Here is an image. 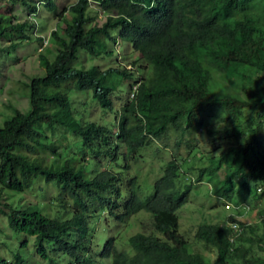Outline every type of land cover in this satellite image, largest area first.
<instances>
[{"label":"trees","instance_id":"obj_1","mask_svg":"<svg viewBox=\"0 0 264 264\" xmlns=\"http://www.w3.org/2000/svg\"><path fill=\"white\" fill-rule=\"evenodd\" d=\"M112 1L120 15L102 27H87L85 0L66 6L64 27L50 32L55 56L39 52L41 72L22 82L29 108H14L0 127V211L8 230L1 231L8 256L0 253V264H27L31 251L46 264H264V221L261 232L256 223L240 222L243 232L234 242L229 228L203 223L189 241L176 215L192 190L191 177L212 181V192L228 200L264 186V0H161L156 10L139 7L141 0ZM54 2L0 0L8 9L0 11V40L15 41L9 46L16 48L32 39L39 25L21 17L37 15L39 8L52 11ZM116 27L140 54L142 74L133 80L131 99L121 95L131 71L69 64L79 48L110 56L108 31ZM74 91L84 92L83 99ZM110 113L118 116L116 131L107 125ZM66 134L78 137V153L68 150ZM201 135L217 144L213 150L225 146L224 151L200 156L195 143ZM153 142L159 147L152 153L169 158L151 183L145 178L141 184L135 174L122 190L107 164L99 162L105 166L99 169L96 159L117 158L122 144L129 168L139 149ZM40 176L61 193L54 216L40 203L7 200L8 193L30 189ZM139 210L153 219V229L125 238ZM199 243L214 259L195 250Z\"/></svg>","mask_w":264,"mask_h":264},{"label":"rangeland","instance_id":"obj_2","mask_svg":"<svg viewBox=\"0 0 264 264\" xmlns=\"http://www.w3.org/2000/svg\"><path fill=\"white\" fill-rule=\"evenodd\" d=\"M14 12H17L18 6H15ZM0 11L7 12L8 9L4 4L0 7ZM23 13V11H21ZM29 17H34L28 14ZM41 17H48L46 19H41L40 22L42 27H44L41 31H35L36 37H43L42 43H38L37 40L32 39L28 42L22 41L21 45L17 48H13L11 53L13 56L6 55V47L10 45V40L7 41L8 38L0 40V127L2 126L3 121L13 114V109L17 108L22 112H25L29 108L28 98L23 95V84L22 82H26L29 80V76H33L39 74L41 72V67L38 61V52L39 51H50L49 47L52 42L48 38V31L54 25V20L59 19L54 15H49L45 10L40 12ZM25 17L24 15L21 17L22 19ZM121 49V50H120ZM116 52V63L115 65H123L126 68L132 67L131 61L134 56L137 54L130 52L127 48H121ZM123 53H122V52ZM53 56V52L50 53L49 57ZM79 65H89L91 62H95L96 64H100L103 67H107L109 65L114 64V58L112 60H102L101 58L94 59L89 61L85 59L83 56H80L78 59ZM122 93H125V87L122 89ZM124 97V95H122ZM84 95L78 94L77 99L82 100ZM93 111H99L98 109H94ZM49 140V139H47ZM217 145V144H214ZM213 143L208 140V137L205 135L200 136L197 146L199 147L200 155L205 158V146H207L208 151H214ZM156 144H152V148L146 151L149 155L153 149H155ZM223 148L225 146H222ZM70 151L73 150V146ZM218 153L217 149L215 150ZM232 157V154L229 153L228 158ZM169 158V155L166 152L160 151L148 162L144 163L145 167L147 165V169L149 166V162L153 167L159 166L160 161H165ZM140 174L145 176L144 172L141 170ZM225 173H221V177H224ZM149 182L152 180V172L148 170ZM212 181L204 178L200 183L196 184L195 187L188 194V201L182 205V208L177 211V215L179 217L180 231L186 233L189 241H193L194 232L196 227L203 222H223V219L227 213L231 214V209L228 211L223 210V208L219 204V200L212 193ZM264 193V192H263ZM59 190L51 183L46 182L42 177L37 178L30 189H26L22 191V193H8L7 200H13L15 202H32V203H40L45 206L46 212L49 215H53L54 211H57L56 202H62V197ZM236 200V196L233 197ZM217 201V202H216ZM245 201L250 205V211L244 212L245 214L240 218L246 223H253V220H259V217L264 211V196L261 198H255L248 196L245 198ZM211 203H216L217 206L215 208H210ZM241 213L243 211H240ZM141 217L142 215L137 216L136 218ZM133 220V218H132ZM6 217L0 213V241L1 237H6L3 235L1 231H8L6 228ZM136 223V219H135ZM259 227H263V225L259 222H256ZM98 229V227H97ZM99 229L102 230V224H99ZM111 227L105 230L106 235L111 233ZM142 230L144 231V226L139 227L137 224H133L129 229L126 230V236L133 234L134 232ZM195 249L202 250L205 254L209 255L213 258V253L208 251L203 247V244L199 243L193 245ZM118 248L126 247L124 244L121 246L118 244ZM0 248L2 246L0 245ZM0 253L7 257L8 253L0 249ZM29 264H37L40 261L35 256L31 260H26V263Z\"/></svg>","mask_w":264,"mask_h":264},{"label":"clouds","instance_id":"obj_3","mask_svg":"<svg viewBox=\"0 0 264 264\" xmlns=\"http://www.w3.org/2000/svg\"><path fill=\"white\" fill-rule=\"evenodd\" d=\"M73 1L74 0H55V2L52 4L53 5L52 11L48 10L46 8H42V9L39 8L37 15L30 14V15H32L34 17L31 18V17L28 16V14L25 15L26 17H29L32 20L34 19L35 22L39 25L38 28H35V30L32 31V39L35 38V40H37V37L35 36V31H41V30L44 29V27H42V24H41L40 20L48 18L46 16L45 17L44 16L43 17L39 16L40 12L42 10H45L47 12V14H49V15H54L55 17L59 18V19L54 20L53 27H51L49 29V31H48V38L51 40L52 44L49 47H47V48L50 49V51L48 52L49 55H50V53L53 52V56L51 57V59L56 54V51H55V48H54L55 45H56V42L52 38V36L50 35V32L52 30H56L57 27H60V26L62 28L64 27V25L61 23V17H64V16L68 17V14H67L68 12H66L65 8H67L66 6H69ZM112 4H113L112 0H85L83 11H84V13L86 14V16L88 17V20H89L87 27L88 28L92 27V26L102 27V24L104 22H106L108 20V18H110V17H112V18L118 17L120 15V13H119L120 11L116 7H113ZM160 4H161V0H141V2L138 3V6L143 8V9L156 10L159 7ZM122 15L123 14L121 13V16ZM119 32H120V30H119L118 27H116L114 29L109 28L108 33H109V35H111V39H112V40L111 39L108 40V51L109 50L112 51V54L110 56L106 57V56H100V55L96 56L94 54L90 55L85 49L79 48L78 49L77 58L75 60H73L69 64L74 66V67H85V68L90 67L91 65H97L100 69H106L108 67H120L121 66L125 70L131 71L132 72V77L131 78L128 77L126 80L124 79V81H123L124 83H126L125 93L121 92V95H124V98L128 97L129 99H131L133 97V91L136 88V83L133 82V80H134L135 77L141 76V74H142L140 69H139V67H138L139 64L137 62L138 58H139L138 56L140 54L136 50L132 49V47L130 45V42L128 40H124V39L121 38ZM40 38L42 40L41 41L37 40L38 43H42V41L44 39L43 37H40ZM32 39H30V40H32ZM30 40L22 39V41H25V42H28ZM7 41H9V39H7ZM11 42H15V41H11ZM11 42H10V44H11ZM120 47L124 48V49L127 48L130 52L137 54V56H134L133 60L131 61L132 67L126 68L123 65H115V63H116V57H115L116 56V52H117V50L120 49ZM0 48L2 49V47H0ZM12 49L13 48H11L9 45L6 47V55L7 56H13V53L10 54ZM39 52H41V51H39ZM39 52H38V54H39ZM80 56H83L85 59H87L89 61H92V60L98 59V58H101L102 60H112V58H114V64L109 65L107 67H103L100 64H96L95 62L94 63L91 62L87 66H85V65L80 66L79 62H78V59H79ZM129 83H131L132 85H130L131 86L130 90L127 91V87H129ZM78 94L83 95L84 92H79V91H74L73 92V96H77ZM118 106H119V103H115L116 109L119 110ZM106 118H107L108 127H109L110 124H112L111 129H114V131H116L117 130L116 125H117L118 116H115L112 113H110ZM48 135H49V133H48ZM66 142L69 143L68 150L71 149L72 146H73L74 151H76L78 153V151L75 149V147L78 145V142H80L78 137L73 136L71 134H66ZM118 142H121V141H118ZM152 144H156L155 148L159 147V145L157 143H155V142H153ZM152 144H151V147L144 146V147H141L139 149L138 155L135 154V160H132V161L129 162V168L127 167L128 161H125L124 158L122 157V151L125 150L124 149L125 147L122 144V146L120 148V152H119L117 158H115V159L103 158L102 160H100L99 158L96 159V161L98 163V166H99V169L102 170V169L105 168V166L103 164H99V162L102 161L104 164H107L108 165V169L111 172L110 179L112 178L115 182H117L122 190H126L129 187V179L132 178V176H134L135 174L138 175V181L142 184V183H144L143 180H145V178L147 179V177H148V170L150 172H152V177H153L154 175L159 173V171H157V169L160 166V164L162 163V161H160V163L158 164L159 166L153 167L151 165V163L149 162L148 169H147V165L145 167H143L145 162H148L149 159H151V161H152V158L157 155V154L154 155L152 153L155 149H153L151 151V153H149V155L146 152V151H148V149L152 148ZM197 144H198V141L195 143V146H196L195 150H196V152H198L200 154L199 147L197 146ZM205 148H206L205 149V155H209L211 157H212V155H218V154H220L221 151H224L223 147H220V148L217 149L218 153H216L215 150L214 151H208L207 150V146H205ZM44 157H46L47 160L51 159V156L47 155V154H44ZM85 158H88V157H85ZM141 170L144 172L145 176H142L140 174ZM222 173H225V170H223ZM37 178H39V177H37ZM203 179L204 178H202V180ZM190 181H192V183H193L192 189L195 187L196 184L201 182V181L196 182L193 179V177H191ZM233 181L235 182V188L240 190L241 187L238 184L237 179L233 178ZM148 182H149V180H148ZM149 183H151V182H149ZM210 189H212V187ZM240 192H241V194H237V193L233 194L232 197L229 200L226 199L224 196L215 194L214 196L219 200L218 201L219 204L221 203L220 206L223 208V210L228 211V210L231 209L232 212H231V214L227 213V215H225V217L223 219V222H220V223L219 222H203V223H219L220 225L229 228L230 232H229L228 237H229L230 242H234L237 239V237L243 232L244 225L240 224V222L244 223V224H251V223H246L242 219H240L245 214L244 212L250 211V205L245 201V198H247L248 196L255 197V198L263 197L264 196V193H263L264 192V186L259 185L256 189H253L252 194H247L246 195V194L242 193V191H240ZM127 196L129 198V195H127ZM234 196H236V200H234V198H233ZM10 201H12V200H10ZM187 201H188V195L186 197V201L185 202H187ZM60 203L61 202H56L55 205L56 204H60ZM209 206L212 209V208H215L217 206V204L216 203H211ZM181 208H182V206L179 209H181ZM107 209H108L107 207H104V209H103L104 213L102 214V216L105 218V221H104V218H103L102 222H104L105 224H107V223H109L111 221L109 216H108ZM59 210L60 209H58L57 211H59ZM43 211L46 212V209L44 208ZM57 211L56 212L54 211V214L50 215V216L56 215ZM141 211L142 210H139V212L137 214L131 216L130 221L131 222L134 221V223H135V219H136V223L135 224H137V226H139V222L144 223L143 224L144 225V231L148 233V232L152 231V229H153V219L150 218L149 214L141 212ZM177 211H176V215H177ZM240 211H243V212L241 213ZM0 213L2 214L1 211H0ZM139 215H142V218L141 217L136 218ZM229 215H232L236 220H233V221L226 220V216H229ZM260 215L261 216L259 217V220H257V221L253 220V223L259 222V223L263 224L262 221H264V211H262V214H260ZM60 216L63 217L62 213L60 214ZM132 218H133V220H132ZM203 223H200V224H203ZM99 224H101V223H99ZM99 224H98V229L97 230L103 231V229H104L103 225H102L103 229L100 230L99 229ZM108 226L106 225V229L108 228ZM141 226L142 225L140 224V227ZM178 230L180 231L179 217H178ZM261 230H262V227H259V225H258V232H261ZM138 231H142V230H138ZM136 232H134V233H136ZM180 233L183 234L184 237H187L186 233L183 232L182 230L180 231ZM131 235H129V236H131ZM129 236H125V238H127ZM187 240H188V238H187ZM12 243L13 244H12L11 247H16V245H17L16 240H13ZM27 247L32 248V244L27 242ZM98 248L100 249V246H98ZM0 249H2L3 251L6 252V249L3 246ZM200 251L202 252V250H200ZM22 252H24V249H22ZM31 252H32L31 255L28 256V260L33 259V257L35 256L40 261L37 264H46V261L42 260L41 258L36 256L35 254H33V251H31ZM203 253H205V252H203ZM211 259H214V253H213V258H211ZM27 264H29V262Z\"/></svg>","mask_w":264,"mask_h":264}]
</instances>
